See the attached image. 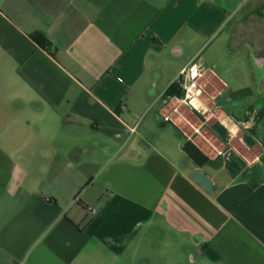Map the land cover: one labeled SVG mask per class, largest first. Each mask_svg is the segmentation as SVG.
<instances>
[{"label":"crops","instance_id":"1","mask_svg":"<svg viewBox=\"0 0 264 264\" xmlns=\"http://www.w3.org/2000/svg\"><path fill=\"white\" fill-rule=\"evenodd\" d=\"M242 1L0 0V264H264V27ZM190 63L209 119L173 113Z\"/></svg>","mask_w":264,"mask_h":264},{"label":"built area","instance_id":"2","mask_svg":"<svg viewBox=\"0 0 264 264\" xmlns=\"http://www.w3.org/2000/svg\"><path fill=\"white\" fill-rule=\"evenodd\" d=\"M201 76V69L195 63H190L179 72L175 83L178 85L181 96L176 99L177 106L173 109V113H177L180 106L186 105L204 119L212 117V111L205 106L200 98ZM165 120H169V116H166ZM87 211L91 214L96 213V210L92 208H87Z\"/></svg>","mask_w":264,"mask_h":264},{"label":"rangeland","instance_id":"3","mask_svg":"<svg viewBox=\"0 0 264 264\" xmlns=\"http://www.w3.org/2000/svg\"><path fill=\"white\" fill-rule=\"evenodd\" d=\"M264 0H243L242 3H240L239 7H238V12H237V18H241L245 12H247L248 10L256 7L259 8L256 13H257V19L255 20V25L258 28H262L264 27ZM256 33V32H255ZM252 34V32H251ZM257 34V33H256ZM248 46H252L251 44H249ZM246 48H244L245 51ZM251 49H254L253 47H251ZM243 53V52H242ZM246 53H247V67H248V71L252 74L248 75V84L250 86V88L253 89L254 91V96L259 94L260 89H259V85H260V78L261 76H264V69H259V66L257 65V68L253 65V60H251L252 55H249L247 49H246ZM242 56V55H241ZM253 71L255 72V77L253 75Z\"/></svg>","mask_w":264,"mask_h":264},{"label":"water","instance_id":"4","mask_svg":"<svg viewBox=\"0 0 264 264\" xmlns=\"http://www.w3.org/2000/svg\"><path fill=\"white\" fill-rule=\"evenodd\" d=\"M253 92L250 91L249 96H252ZM264 106V98H258L252 102V107L255 110L260 109ZM183 152L189 157V159L194 163L196 169H193L189 175L194 179L200 186H202L206 191L212 190V180L211 178L202 172L201 168L206 164L207 157L191 142L188 141L184 144Z\"/></svg>","mask_w":264,"mask_h":264},{"label":"trees","instance_id":"5","mask_svg":"<svg viewBox=\"0 0 264 264\" xmlns=\"http://www.w3.org/2000/svg\"><path fill=\"white\" fill-rule=\"evenodd\" d=\"M32 38H33L36 42L40 43V40H39L35 35H33ZM171 89H172V85L169 87V89H168V93H169V92H170V93H173V92H174V91L171 92ZM175 93H176V91H175ZM178 93H180V92H178Z\"/></svg>","mask_w":264,"mask_h":264},{"label":"flooded vegetation","instance_id":"6","mask_svg":"<svg viewBox=\"0 0 264 264\" xmlns=\"http://www.w3.org/2000/svg\"><path fill=\"white\" fill-rule=\"evenodd\" d=\"M255 62H257V63H258V64H257L258 66H260V65H261V63H262L261 61H257V60H255ZM240 100H241V99H240Z\"/></svg>","mask_w":264,"mask_h":264},{"label":"clouds","instance_id":"7","mask_svg":"<svg viewBox=\"0 0 264 264\" xmlns=\"http://www.w3.org/2000/svg\"><path fill=\"white\" fill-rule=\"evenodd\" d=\"M233 131L235 132L236 130L234 129Z\"/></svg>","mask_w":264,"mask_h":264}]
</instances>
